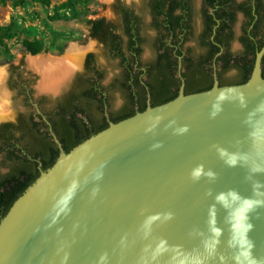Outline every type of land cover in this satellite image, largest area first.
I'll return each mask as SVG.
<instances>
[{
	"label": "water",
	"instance_id": "1",
	"mask_svg": "<svg viewBox=\"0 0 264 264\" xmlns=\"http://www.w3.org/2000/svg\"><path fill=\"white\" fill-rule=\"evenodd\" d=\"M263 57L69 152L51 130L59 155L0 220V264H264Z\"/></svg>",
	"mask_w": 264,
	"mask_h": 264
},
{
	"label": "trees",
	"instance_id": "2",
	"mask_svg": "<svg viewBox=\"0 0 264 264\" xmlns=\"http://www.w3.org/2000/svg\"><path fill=\"white\" fill-rule=\"evenodd\" d=\"M6 0H0L4 2ZM15 5H21L26 0H12ZM48 5L50 0H33ZM79 0H66L65 6L73 7ZM113 16H98L88 21V36L95 39L102 47L103 53L107 58H120L123 62L129 60L133 55H141L143 45L150 44L154 52H158L159 46H162L166 37L179 38L184 37L185 40L196 39L194 32V20L196 15L202 17L205 21V32L212 35L215 28L214 40L229 46L234 40L233 26L238 20V13L243 12L249 20H244L242 28L243 34L239 37L245 46L244 53L249 54L250 58L246 63L243 56L235 57L233 66L239 68V73L230 77L233 81L228 82V78H224L220 85L240 84L246 82L252 72L255 56L257 51L264 43V3L263 0H202V7L195 8L194 0H141L136 4H128L124 0H113L110 4ZM144 14L149 16V20H145ZM232 24H231V23ZM231 24V25H230ZM11 25L0 26V31H8ZM153 30L154 33H149ZM214 40L212 42H214ZM201 41V39L199 40ZM1 45L6 44L0 38ZM23 47L31 54L46 52L48 47L37 39L22 40ZM227 55H231L229 49L226 50ZM159 57L165 56L159 54ZM230 57L226 56L228 62ZM97 61L94 52H88L85 61V68L96 72L92 65ZM24 61L21 59L19 64L9 65V75L7 84L9 89L14 93L15 98H21L26 89L30 93L34 92L31 81L23 76ZM124 66V65H123ZM161 69L165 66L161 65ZM262 75L264 77V57L262 60ZM80 74L76 85L83 83ZM104 77V71L101 73ZM164 78V77H163ZM198 82H188L186 87H199ZM157 87H168V84L161 81ZM204 89H192L185 93L198 92L209 89L212 84L205 86ZM94 89H89L83 94L91 96ZM77 94L74 90L63 95L54 101L60 107V116L64 118V113L68 111L69 101ZM174 98V97H173ZM172 99V98H170ZM170 99L152 103L155 106L164 103ZM64 100L65 102H63ZM67 101V103H66ZM40 108L43 111H49V107L53 103L45 96L40 99ZM88 108L92 109V105L88 103ZM143 106L137 111H143ZM137 111H130L128 114L115 118L112 122H118L127 118ZM88 127V123L78 119L74 114L70 120L63 119L61 122L53 123V129L58 139L63 145L66 152L73 147L89 138L91 135L105 129L109 123ZM92 127V128H91ZM31 155L32 159L27 157ZM59 155V148L53 141H49L36 128V123L31 116L27 118L26 113L20 112L14 121L0 122V158L1 164L7 168V171H0V220L7 214L12 204L19 198L41 173L46 171L56 161ZM39 158V160H37ZM41 168L39 169V164Z\"/></svg>",
	"mask_w": 264,
	"mask_h": 264
},
{
	"label": "flooded vegetation",
	"instance_id": "3",
	"mask_svg": "<svg viewBox=\"0 0 264 264\" xmlns=\"http://www.w3.org/2000/svg\"><path fill=\"white\" fill-rule=\"evenodd\" d=\"M236 1L240 2L243 0ZM200 7H202V0H199L198 8L195 4V8L199 9ZM237 17L238 20L233 26L234 40L231 41L228 47L214 40L216 27H214L212 35H207L205 32V21L202 17H199V26L194 20L196 39L185 40L182 36L177 39L166 37L164 39L166 43L162 46L158 44L160 47L158 52H154L149 44L151 55L146 59H142L141 55H133L129 60L122 63L120 58H109L117 63L118 72L106 85L101 77L103 70L98 66L97 61L92 64L96 72L85 68L86 54L82 70L73 75L68 87L61 88L59 94L35 95L34 92L30 93V90L26 89L22 94V110H19L14 119L10 121L16 120L18 114L24 112L27 118L31 116L40 134H43L49 141L54 142L51 135V130L55 133L53 123H59L63 119L70 120L72 114L83 122L88 123V127L93 126V123H96V126H100L110 123L113 119L122 117L130 111H137L143 106L147 107L154 102L173 98L181 91L204 89L209 84L213 85L215 80H217L218 84H223L224 78H228L227 81L232 82L233 80L230 77L239 73V68L233 66L235 57L243 56L246 63L250 58L249 54L244 53L245 46L239 40V37L243 34L244 20L247 21L249 19L243 12H239ZM239 17L242 19L237 30L236 24L239 21ZM200 39L201 41H199ZM213 40L214 42H212ZM235 40H237L241 48L238 52H234L231 49ZM228 49L231 55H227L226 50ZM159 54L165 56L159 57ZM226 56L230 57L228 62ZM161 65L165 66V68L161 69ZM80 74H82L81 78H83L84 82L76 85ZM164 80L168 87H157ZM188 82H198L199 87H186ZM89 89H94L91 96L83 94ZM72 90L77 95L69 101L68 111L64 113L63 118L58 114L60 107L54 101L62 98L64 94ZM116 93L120 96L119 103L115 101ZM43 96L53 101L49 111H43L40 108L39 101ZM62 101L65 102L64 100ZM88 103L92 105V109L88 108ZM27 157L32 159L29 154H27ZM40 168L41 163L39 164Z\"/></svg>",
	"mask_w": 264,
	"mask_h": 264
},
{
	"label": "rangeland",
	"instance_id": "4",
	"mask_svg": "<svg viewBox=\"0 0 264 264\" xmlns=\"http://www.w3.org/2000/svg\"><path fill=\"white\" fill-rule=\"evenodd\" d=\"M66 0H50L48 5L35 2L33 0H26L21 5H15L12 0L0 2V26L11 25L8 31L1 30L0 38L6 44L0 43V68L4 70V79L0 82V93L6 94V100L11 110L9 118L14 119L19 110H22L21 98H15L14 93L9 89L7 79L9 75V65L19 64L20 60L24 61L23 76L31 81V86L35 95H57L61 88L68 87L71 78L74 74L82 70V64L75 68L72 74L66 79L57 89H42L40 82L42 73L34 68L29 63L30 56H62L65 54L67 48L71 43H76L80 46H89L83 55L88 51L96 54L98 66L104 71L103 83L106 85L110 79L118 72V65L115 61L110 60L104 55L101 45L91 37L88 36L89 24L91 18L98 16L112 17L110 4L113 0H79L73 7L64 5ZM128 4L138 5L141 0H124ZM196 7L199 6V0H194ZM145 20H149V16L144 14ZM199 16L196 15L195 20L197 26L200 25ZM241 17L236 24L238 30L241 22ZM149 33L153 34V30ZM24 39H37L44 43L48 50L38 54H31L22 45ZM232 51H240V46L235 40L231 46ZM151 55V48L149 44L143 45L142 59H146ZM82 60V63H83ZM38 87L41 92H38ZM116 103L120 102V96L115 94ZM0 171L5 172L7 168L1 164Z\"/></svg>",
	"mask_w": 264,
	"mask_h": 264
},
{
	"label": "bare ground",
	"instance_id": "5",
	"mask_svg": "<svg viewBox=\"0 0 264 264\" xmlns=\"http://www.w3.org/2000/svg\"><path fill=\"white\" fill-rule=\"evenodd\" d=\"M91 47L80 46L76 43H71L65 54L62 56H30L29 63L39 72L42 73L40 87L42 89H57L66 79L72 74L73 70L81 65L84 52ZM4 77V70L0 68V82ZM11 114L9 105L6 100V94L0 93V119Z\"/></svg>",
	"mask_w": 264,
	"mask_h": 264
},
{
	"label": "clouds",
	"instance_id": "6",
	"mask_svg": "<svg viewBox=\"0 0 264 264\" xmlns=\"http://www.w3.org/2000/svg\"><path fill=\"white\" fill-rule=\"evenodd\" d=\"M183 130H186V129H182V131H183ZM97 178H99V177H97ZM75 187H76V185H75V183H73L72 188L69 189V194H68L67 196L63 197V198L59 201V204L61 205V207H60V211H61V212H63V211L66 210L68 200L71 198V195L74 194V189H75ZM101 259H104V257H101Z\"/></svg>",
	"mask_w": 264,
	"mask_h": 264
}]
</instances>
